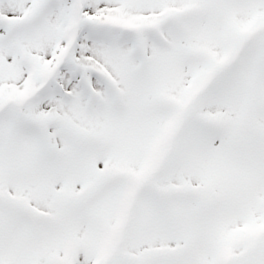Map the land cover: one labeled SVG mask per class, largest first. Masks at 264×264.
<instances>
[{"label":"snow or ice","instance_id":"6c2138e0","mask_svg":"<svg viewBox=\"0 0 264 264\" xmlns=\"http://www.w3.org/2000/svg\"><path fill=\"white\" fill-rule=\"evenodd\" d=\"M0 264H264V0H0Z\"/></svg>","mask_w":264,"mask_h":264}]
</instances>
